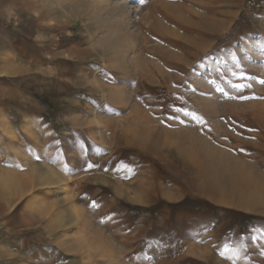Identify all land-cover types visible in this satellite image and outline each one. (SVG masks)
Returning <instances> with one entry per match:
<instances>
[{
	"label": "rangeland",
	"instance_id": "374dc122",
	"mask_svg": "<svg viewBox=\"0 0 264 264\" xmlns=\"http://www.w3.org/2000/svg\"><path fill=\"white\" fill-rule=\"evenodd\" d=\"M57 10L83 83L39 115L0 99V264H248L264 242V0Z\"/></svg>",
	"mask_w": 264,
	"mask_h": 264
},
{
	"label": "crops",
	"instance_id": "0c3cea01",
	"mask_svg": "<svg viewBox=\"0 0 264 264\" xmlns=\"http://www.w3.org/2000/svg\"><path fill=\"white\" fill-rule=\"evenodd\" d=\"M59 4L0 0V99L31 106L34 115L60 107L83 83L76 53L61 44L53 22Z\"/></svg>",
	"mask_w": 264,
	"mask_h": 264
},
{
	"label": "snow or ice",
	"instance_id": "6c2138e0",
	"mask_svg": "<svg viewBox=\"0 0 264 264\" xmlns=\"http://www.w3.org/2000/svg\"><path fill=\"white\" fill-rule=\"evenodd\" d=\"M140 2L143 3V0H140ZM100 72H101L102 78H107L110 75V73L106 69H103V68L100 69ZM241 79H250V77H247L242 74ZM260 83L264 84V80H261ZM237 90L238 91L240 90L239 85H237ZM87 167L92 168L94 167V165L88 164ZM92 206L96 207L95 203H93ZM260 239H264V237H261ZM250 241H251V234H249V242ZM246 257L248 259V264H264V242L259 243L258 247H253L247 250Z\"/></svg>",
	"mask_w": 264,
	"mask_h": 264
},
{
	"label": "built area",
	"instance_id": "2783aa9c",
	"mask_svg": "<svg viewBox=\"0 0 264 264\" xmlns=\"http://www.w3.org/2000/svg\"><path fill=\"white\" fill-rule=\"evenodd\" d=\"M139 12H140V11L137 10V11L135 12V14H136V15H139ZM137 19H139V17H138Z\"/></svg>",
	"mask_w": 264,
	"mask_h": 264
},
{
	"label": "bare ground",
	"instance_id": "6f19581e",
	"mask_svg": "<svg viewBox=\"0 0 264 264\" xmlns=\"http://www.w3.org/2000/svg\"><path fill=\"white\" fill-rule=\"evenodd\" d=\"M137 10H139V9H137ZM137 10H135V11H134V13H135ZM139 11H140V10H139ZM190 157H191V156H190ZM193 157H194V156H193ZM191 159L194 161V159H193V158H191ZM195 161H196V160H195Z\"/></svg>",
	"mask_w": 264,
	"mask_h": 264
}]
</instances>
